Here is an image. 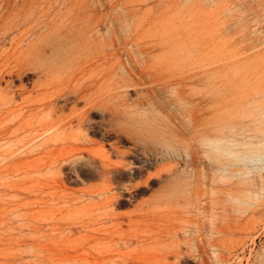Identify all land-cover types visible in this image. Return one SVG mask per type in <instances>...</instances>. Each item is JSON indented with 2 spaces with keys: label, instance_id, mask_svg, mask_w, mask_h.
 I'll list each match as a JSON object with an SVG mask.
<instances>
[{
  "label": "rangeland",
  "instance_id": "rangeland-1",
  "mask_svg": "<svg viewBox=\"0 0 264 264\" xmlns=\"http://www.w3.org/2000/svg\"><path fill=\"white\" fill-rule=\"evenodd\" d=\"M126 1L141 11L111 10L100 51L130 67L132 34L158 44L149 57L167 55L188 94L219 102L221 147L168 146L174 91L147 102V86L91 105L83 127L59 123V73L44 87L49 65L28 51L80 7L50 1L16 44L0 36V264H264V0ZM23 3L0 0V22H21ZM73 105L85 109L71 99L66 116Z\"/></svg>",
  "mask_w": 264,
  "mask_h": 264
},
{
  "label": "bare ground",
  "instance_id": "bare-ground-1",
  "mask_svg": "<svg viewBox=\"0 0 264 264\" xmlns=\"http://www.w3.org/2000/svg\"><path fill=\"white\" fill-rule=\"evenodd\" d=\"M50 1L52 0H24L21 6H25L27 9L23 20L13 23L6 22V20L11 17V12H9V14L5 16V19L3 20L2 18L3 21L0 22V36L7 38L13 33L14 36L12 35L13 37H11L10 41L12 45L16 44L20 36L29 29L28 27L35 28L39 25L41 17L50 15L51 11L54 10L53 2ZM57 1L66 8L70 6L80 7L79 16L76 19L70 20L69 23L59 25V28L51 27L46 36L40 34L37 41L43 44L45 42L48 54L47 51L42 48L36 49V41L35 43L33 42V44L31 43L28 55L29 57L36 55L40 59H46V63L49 66L45 71L42 69L43 73H41L43 74L41 80L45 79L43 81L44 87L54 84L57 79L56 74L59 73V101L61 99L64 100V103L62 105L59 104L58 107L59 123L65 121V125H70L72 127L73 124H76L77 127H83L87 122V114L91 105L93 106L118 99L120 98L121 90L127 87H149L147 93H143V99L147 102L155 100L158 95L157 93L171 90L174 91L175 94L174 102L172 103L174 115L172 119L173 126H167L168 129L166 130L169 135L167 145L192 146V143H194L198 146H215V150H219L217 146L221 147L220 143L224 138L222 135L223 122L220 120L219 115V102L217 100H212V105L208 106L204 95L188 94L186 91L187 85L185 84L188 81V76L185 68L175 66L174 62L170 60V58H167V55L162 59H158L156 56L149 57L148 55L151 54V50L149 51L148 49H153L157 47L158 44L140 42L141 36L143 35L135 36V34H132V36H130L133 41L130 43L132 47L127 49L129 45L128 42L119 38V46L122 47L123 50L127 49L130 55V67L122 65L120 58L116 57V55L111 57L104 50L100 51L107 46L110 32L112 36H114L113 30L109 28L111 19L113 22L119 19V14H115L112 17L110 11L122 5V9L125 10V16L132 17L137 16L141 8L133 10L127 8L126 3L131 1L126 0ZM9 2H11V0H9ZM46 2L47 5H49L47 8L43 6V3ZM15 14L20 15V12L16 11ZM27 25L30 26L26 27ZM23 27L24 29H22ZM37 47L39 48V46ZM33 60L34 63H36V60ZM112 66L119 71H115ZM121 69L123 70L122 72H120ZM195 76L197 80L200 81V75L196 73ZM7 81L0 72V83ZM71 99L84 102L85 109L79 114H76L79 111V105L78 107L77 105H73L71 115L68 114L69 116H66L65 110ZM45 105L50 107L52 105L54 106L55 103L49 100ZM24 120L25 119H23V121ZM77 136H79V134ZM65 137L66 136L63 138ZM73 139L75 138L73 137ZM44 141L42 140L41 142ZM74 141L75 142L70 143L71 145L69 146H76L78 142L84 143L82 138H76ZM85 142H87V140H85ZM46 143L44 142L43 144L45 145ZM102 164L104 167V163Z\"/></svg>",
  "mask_w": 264,
  "mask_h": 264
}]
</instances>
